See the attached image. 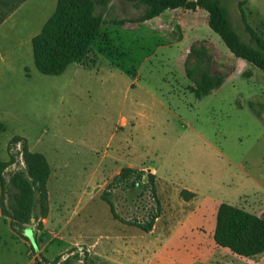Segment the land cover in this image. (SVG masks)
Here are the masks:
<instances>
[{
    "label": "rangeland",
    "instance_id": "rangeland-1",
    "mask_svg": "<svg viewBox=\"0 0 264 264\" xmlns=\"http://www.w3.org/2000/svg\"><path fill=\"white\" fill-rule=\"evenodd\" d=\"M55 3L28 0L9 23L37 29ZM221 3L241 43L253 44L241 11L264 38V0ZM93 9L103 23L81 67L46 76L22 56L27 80L1 87L0 264H264V252L240 257L213 240L220 204L264 220V74L239 63L203 10L142 21L136 2ZM193 50L222 80L200 98L181 62ZM24 150L50 173L45 202L34 189L30 219L14 223L4 210ZM125 168L140 174L117 178Z\"/></svg>",
    "mask_w": 264,
    "mask_h": 264
},
{
    "label": "trees",
    "instance_id": "trees-1",
    "mask_svg": "<svg viewBox=\"0 0 264 264\" xmlns=\"http://www.w3.org/2000/svg\"><path fill=\"white\" fill-rule=\"evenodd\" d=\"M144 7L142 21L155 18L167 10H203L208 15L207 26L215 33L230 53L260 70L264 74V38L246 22L241 11V21L253 44L241 43L229 26L227 9L221 0H125ZM94 0H57L54 12L41 31L32 38L33 63L36 70L46 76L61 75L70 64H83L103 20L94 14ZM205 56V55H204ZM200 51H190L184 61L185 77L193 85L196 98L217 89L222 80L209 72L207 56ZM194 58L191 62V58ZM205 60H204V58ZM208 61V62H207ZM200 62L206 65L201 67ZM2 128V123H0ZM26 174L16 173L11 179L15 192L9 195L10 212L4 210L14 223H26L31 216L34 189L41 203L46 200L45 184L49 177L48 164L41 154L23 151ZM5 165V164H2ZM132 169H122L117 178H126ZM107 201V200H106ZM148 226L145 231H148ZM213 240L218 247L228 249L240 257H252L264 252V220L228 204L217 209Z\"/></svg>",
    "mask_w": 264,
    "mask_h": 264
},
{
    "label": "crops",
    "instance_id": "crops-1",
    "mask_svg": "<svg viewBox=\"0 0 264 264\" xmlns=\"http://www.w3.org/2000/svg\"><path fill=\"white\" fill-rule=\"evenodd\" d=\"M27 1L28 0H0V94H1V87L6 88L14 76L19 77V79H21L22 81L27 80V78L25 79L24 77V71L26 69L28 70L27 71L28 73L30 68L28 67V65L27 67H24V65H20L18 67V65L16 66L17 64L16 62H18L22 58V56H27V57L32 56V60H33L31 40L41 31L43 25L49 18L48 17L42 25H39L37 29H34L36 31H34L33 29H28V30L23 29L22 27L25 26V23L19 17L17 18L16 24L9 23L11 21L13 22V20L16 19L18 14L25 12L23 10H25L26 8ZM195 13L196 12H194V14ZM162 14H160L159 16L153 19L160 17ZM189 27H191V24L189 25ZM184 59L185 58H183L182 56L181 62L182 61L184 62L185 61ZM239 63H245V62L239 60ZM247 64L248 63H245L244 65ZM75 65L81 67L82 64H74V66ZM41 79H46V78H41ZM121 121L123 123V126L127 127L129 122H127V120L124 118ZM134 126L135 125L129 124L130 128H134Z\"/></svg>",
    "mask_w": 264,
    "mask_h": 264
}]
</instances>
